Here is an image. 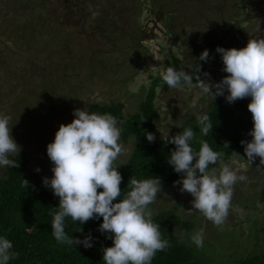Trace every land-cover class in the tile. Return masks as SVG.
Segmentation results:
<instances>
[{"label":"rangeland","instance_id":"1","mask_svg":"<svg viewBox=\"0 0 264 264\" xmlns=\"http://www.w3.org/2000/svg\"><path fill=\"white\" fill-rule=\"evenodd\" d=\"M67 1L79 3L76 0H0V116L11 118L12 137L27 153V171L49 179L53 176V164L47 156V145L54 141L61 124L72 122L74 109L89 108L97 103L120 105L122 114L130 117L144 100L152 78L162 79L166 71L162 61L167 51L173 52L182 71L191 77L195 73L201 80L213 84L228 75L222 71L224 65L216 52L217 47L241 49L246 47L249 38L264 39V5L251 6L244 13H237L230 8L233 0H169L163 3L167 8L160 6L161 11L167 10V14L161 15L157 7L151 9V4H144L142 0H112L109 5L107 2H99V5L81 2L83 6L77 10V20L81 15V24L86 23L90 32L96 30L99 20L96 14L102 9L105 16L113 15L110 24L112 21L119 23V17L128 19L126 15L136 13L126 10L128 5L135 3L136 9L141 10L139 23L154 38L144 42L151 54H140L139 61L136 59L125 67L112 61L100 63L103 67L90 63L84 67L83 63H55L54 58L48 57L57 48L51 44L48 31L55 27L54 11L59 15L70 14L63 9ZM260 1L251 0L253 4ZM155 19L160 21L156 23ZM102 23L107 24V21ZM133 23L127 20L124 27L130 30ZM170 35L173 37L168 41ZM188 41L194 45L190 47ZM134 50L133 55L137 57L140 52ZM204 50L209 51L207 62L199 60ZM98 55L109 56L102 50L95 53ZM156 92L155 138L181 126L192 116L198 120V114L208 111L213 99L211 94L201 90L199 79L175 89L163 87L161 82ZM227 94L225 92V96ZM225 96L217 98L226 101ZM194 99L196 107H191ZM120 143L124 152L115 162L122 165L129 158L133 141L124 142L120 138ZM225 165L236 170L238 176L241 174L243 182L236 188L233 186L229 213L222 225L217 226L199 211L192 210L194 198L187 192L182 193L179 184L175 185L179 191L178 200L175 194L172 196L173 191L164 189L149 206L153 216L167 209L182 219L191 220L193 228L184 231L179 225L173 232L181 245L185 244L196 256L213 264H231L241 257L264 252L261 231L264 203L259 200L264 187V164L244 161L235 155L226 163L220 158L216 167ZM4 173V168L0 167V176ZM181 179L182 176L178 180ZM200 230H203V246L197 247L192 236Z\"/></svg>","mask_w":264,"mask_h":264},{"label":"clouds","instance_id":"2","mask_svg":"<svg viewBox=\"0 0 264 264\" xmlns=\"http://www.w3.org/2000/svg\"><path fill=\"white\" fill-rule=\"evenodd\" d=\"M216 52L221 55L222 71L228 75L213 84L197 76L199 87L213 99L225 96L227 92L225 99L230 104L250 98L247 108L253 127L248 135L252 139L241 141V144L249 162L259 157L260 163L264 164V39L249 38L246 47H217ZM208 58L209 51L204 50L199 60L207 62ZM196 69L199 71L198 66ZM162 79L174 89L192 83L189 73L178 72L172 67L166 69ZM196 104L194 99L191 107H196ZM73 116L71 123L59 126L54 141L47 145L53 176L51 179L43 178L42 182L59 198V206L49 211L53 217V237L58 243L71 247L82 244L91 248L90 234L83 241L68 236L66 218L80 224L102 218L98 231L112 240L111 247L102 249L104 264H151L157 252L171 246L170 241L163 238L160 224L153 222V212L149 207L162 191L160 178L138 180L135 176L130 177L127 185L130 190L121 198L123 177L115 161L123 154L124 148L120 143L122 129L118 120L110 113L90 112L87 107L74 109ZM197 118L202 133L207 135L211 132L213 125L208 114H198ZM10 119L0 116V167L18 168L19 163L10 159L21 151L12 137ZM144 135L150 143L154 142V134L145 132ZM195 135L191 128H186L183 133L167 140L175 145L167 162L182 176L175 182L182 185L180 191L194 198L192 210L199 211L208 221L219 226L228 216L233 186L243 177L229 165L216 167L221 154L207 142L200 141L201 147L195 151L191 146ZM22 186L29 187V182L23 179ZM192 241L197 247H202L203 230L195 233ZM12 247L10 240L0 237V264H9L15 258Z\"/></svg>","mask_w":264,"mask_h":264},{"label":"trees","instance_id":"3","mask_svg":"<svg viewBox=\"0 0 264 264\" xmlns=\"http://www.w3.org/2000/svg\"><path fill=\"white\" fill-rule=\"evenodd\" d=\"M76 1L79 3L67 1L63 5V9L67 10L69 15H59L56 11L53 12L56 18L55 27L51 32L48 31V36L52 39L51 44L57 47V52L52 51L48 57L54 58L55 63H70V65L71 63H83L81 64L82 67L90 63L103 67L99 64L112 61L118 63L120 67H125L138 59L140 54H151L144 42L154 38L148 31H144V27L139 23L141 10L136 9L135 3L128 5L126 10L130 9V12L136 13L126 15L128 19L125 16L123 19L119 17V23L112 21L110 24L113 15L109 16L108 9L109 17L105 16L104 9H102L96 14L99 17L96 30L90 32V27L86 23L81 24L83 21L81 15L80 19L77 20L79 15L77 10L83 6L81 2H88L91 5L107 2L109 5L112 0ZM142 2L151 4V9L157 7L158 12L164 15L167 10L161 11L160 6L167 8V5L164 4L169 0H142ZM231 3L230 8L232 7L237 13H244V10L251 6H263L262 3L253 4L251 0H233ZM108 7L110 8V6ZM158 19L154 21L157 23L160 21ZM127 20L134 22L130 30L124 27ZM102 21H107V24L102 23ZM136 22L138 23L136 24ZM45 26L44 24L43 27ZM58 37L60 38L58 39ZM172 37L173 35H170L168 41H171ZM192 44L193 42L188 41L190 47L194 45ZM134 49H138L140 52L137 57L133 55ZM98 50H102L104 54L109 56L107 58L101 55L95 56ZM166 53L162 61L165 64L164 71L171 66L178 72L182 71L173 52L167 51ZM197 76L194 73L192 83L198 81ZM224 77H221L219 82ZM161 82L163 87H167L163 79L152 78L144 100L140 103L137 112L130 117H125L122 114L120 105L110 106L97 103L88 108L90 112L97 114L110 113L113 115L122 129L121 140L124 142L133 141V148L127 161L122 165L115 162V165L119 166L117 170L123 177L120 185L121 198L130 190L127 187L130 177L135 176L138 180L150 177L160 178L162 190L173 191L172 196L175 194L176 200L179 199V191L175 189L177 186L175 182L179 181L181 175L177 174L167 162L171 152L175 150V145L168 143L167 140L178 133H183L186 128H191L196 134L191 145L195 151H199L200 141H204L214 151L221 154V161L224 163L235 156L233 152L239 154L244 161H248L241 141H251L252 139L248 135L253 127L252 116L247 108L250 98L238 100L231 104L217 97L212 99L208 111L205 112L213 125L211 132L207 135L202 133V126L192 116L181 126L170 129L165 135L155 138L154 142L150 143L144 133L154 134L156 129L157 111L154 100L157 97L156 87ZM10 159L19 163V167L5 166L3 167L5 173L0 176V237L10 240L13 245L11 251L16 253L15 258L11 259L9 264H104L102 249L111 247L112 240L106 238L107 234L98 231L102 218L89 220L84 224L66 218L65 231L68 236L83 241L90 234L93 244L91 248H85L82 244L71 247L67 244L58 243L52 235L53 217L49 215V211L50 208L59 206V198L54 196L50 188L43 185L42 181L45 177L27 171L28 158L25 150H21L19 155L10 156ZM252 162L259 163L260 158L257 157ZM23 179L29 182V187L22 186ZM242 182L241 179L239 183L234 185L235 188L242 185ZM259 200L264 202V187ZM116 202H119V199ZM153 222L160 224L163 238L169 240L171 246L164 251L157 252L151 264H213L196 256L185 244L181 245L179 237L173 232L174 227L179 225L183 227L184 231L193 228L194 224L191 220L182 219L180 215L165 209L153 216ZM261 231L264 234V227ZM231 264H264V252L261 255L241 257L238 260H233Z\"/></svg>","mask_w":264,"mask_h":264},{"label":"flooded vegetation","instance_id":"4","mask_svg":"<svg viewBox=\"0 0 264 264\" xmlns=\"http://www.w3.org/2000/svg\"><path fill=\"white\" fill-rule=\"evenodd\" d=\"M259 3H262V4H263V3H264V0H261ZM263 5H264V4H263Z\"/></svg>","mask_w":264,"mask_h":264},{"label":"crops","instance_id":"5","mask_svg":"<svg viewBox=\"0 0 264 264\" xmlns=\"http://www.w3.org/2000/svg\"><path fill=\"white\" fill-rule=\"evenodd\" d=\"M263 4H264V3H263ZM263 4H262V5H263Z\"/></svg>","mask_w":264,"mask_h":264}]
</instances>
